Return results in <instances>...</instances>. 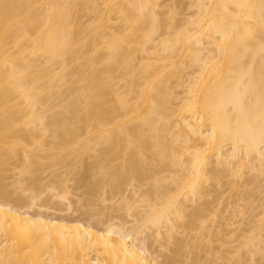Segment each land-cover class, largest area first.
Masks as SVG:
<instances>
[{"label":"bare ground","instance_id":"bare-ground-1","mask_svg":"<svg viewBox=\"0 0 264 264\" xmlns=\"http://www.w3.org/2000/svg\"><path fill=\"white\" fill-rule=\"evenodd\" d=\"M0 264H264V0H0Z\"/></svg>","mask_w":264,"mask_h":264}]
</instances>
